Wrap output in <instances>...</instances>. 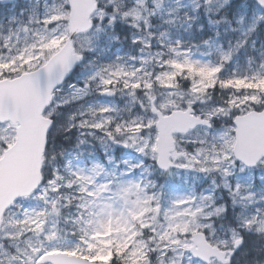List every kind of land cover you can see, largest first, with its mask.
Returning <instances> with one entry per match:
<instances>
[{
  "label": "snow or ice",
  "instance_id": "obj_1",
  "mask_svg": "<svg viewBox=\"0 0 264 264\" xmlns=\"http://www.w3.org/2000/svg\"><path fill=\"white\" fill-rule=\"evenodd\" d=\"M260 22L264 0H0V264H264Z\"/></svg>",
  "mask_w": 264,
  "mask_h": 264
},
{
  "label": "trees",
  "instance_id": "obj_2",
  "mask_svg": "<svg viewBox=\"0 0 264 264\" xmlns=\"http://www.w3.org/2000/svg\"><path fill=\"white\" fill-rule=\"evenodd\" d=\"M253 38L257 39L259 47L264 43V22H260Z\"/></svg>",
  "mask_w": 264,
  "mask_h": 264
},
{
  "label": "rangeland",
  "instance_id": "obj_3",
  "mask_svg": "<svg viewBox=\"0 0 264 264\" xmlns=\"http://www.w3.org/2000/svg\"><path fill=\"white\" fill-rule=\"evenodd\" d=\"M237 35H238L237 33H229V35H228V37H226V39H235V37ZM253 39H255V38H253ZM255 41H256L257 47H259V44L257 43L258 42L257 39H255Z\"/></svg>",
  "mask_w": 264,
  "mask_h": 264
}]
</instances>
